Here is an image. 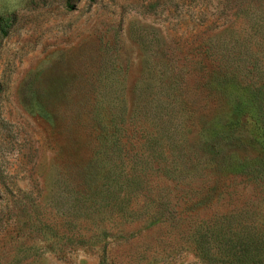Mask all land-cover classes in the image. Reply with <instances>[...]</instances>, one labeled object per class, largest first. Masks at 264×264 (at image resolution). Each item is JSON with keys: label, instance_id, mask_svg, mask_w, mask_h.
<instances>
[{"label": "rangeland", "instance_id": "obj_1", "mask_svg": "<svg viewBox=\"0 0 264 264\" xmlns=\"http://www.w3.org/2000/svg\"><path fill=\"white\" fill-rule=\"evenodd\" d=\"M218 63L264 88V0H0V264H224L199 253L194 227L237 209L264 222V183L236 171L264 162V140L247 118L227 135ZM173 64L190 124L169 115L202 177L153 174L151 196L175 208L153 216L142 194L105 190L99 100L133 110Z\"/></svg>", "mask_w": 264, "mask_h": 264}, {"label": "trees", "instance_id": "obj_2", "mask_svg": "<svg viewBox=\"0 0 264 264\" xmlns=\"http://www.w3.org/2000/svg\"><path fill=\"white\" fill-rule=\"evenodd\" d=\"M225 64L218 63L215 67H218L217 87H224L232 101L230 120L226 124L227 135L236 131L242 120L247 118L258 128L264 140L263 86H255L256 83L243 84L244 78L232 70L228 73V63ZM172 66L170 70L176 69V73L170 77H166L165 70H155L156 78L149 84V93L142 98L137 97L133 110L129 111L125 108L124 103H121L122 99L118 98L116 108L115 98L112 96L99 100L107 104L105 113L107 125L104 129L103 145L109 169L103 183L106 186L105 190L109 192L110 197H117L124 190L122 203L135 201L136 197L142 194L147 199V209L150 206L153 208V216H156L160 209L165 208L169 211L175 209L170 200L165 202L151 196L153 174L161 173L172 179L184 180L195 177L199 171L197 166L200 161L196 158L184 157L188 138L184 130L186 124L183 126V122L182 125L180 123L184 115L187 123L190 124L191 115L186 117L183 110L184 101L180 99L181 65L173 64ZM138 102L143 104L140 105ZM169 113L179 117L181 121L177 122ZM141 117L151 119L152 124L149 128L139 125L141 122L138 120ZM134 137L136 138L133 142L131 139ZM166 151L168 155H165ZM215 161L213 157L204 162L214 164ZM128 162L129 167H127ZM254 165L249 167L247 163L239 164L236 171L250 174L249 179L253 178L263 184L264 162ZM201 177L199 172L196 178ZM204 182L202 179L197 183L198 192ZM185 183L189 185L186 194L191 195L195 188L191 186V183ZM193 235H195L196 247L203 257L224 264H262L264 262V222L251 218L246 209H237L236 212L221 216L199 219L194 227Z\"/></svg>", "mask_w": 264, "mask_h": 264}]
</instances>
